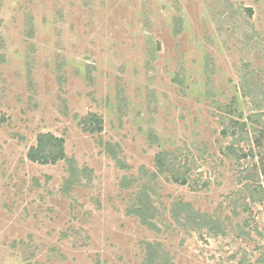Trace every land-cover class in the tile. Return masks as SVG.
<instances>
[{
    "label": "rangeland",
    "instance_id": "obj_1",
    "mask_svg": "<svg viewBox=\"0 0 264 264\" xmlns=\"http://www.w3.org/2000/svg\"><path fill=\"white\" fill-rule=\"evenodd\" d=\"M256 113L264 0H0V264H144L147 244L162 264H264V199L243 187ZM232 121L246 129L224 138ZM39 133L63 138L74 184L64 161L27 159ZM143 184L152 229L127 214ZM181 202L220 230L178 222Z\"/></svg>",
    "mask_w": 264,
    "mask_h": 264
},
{
    "label": "trees",
    "instance_id": "obj_2",
    "mask_svg": "<svg viewBox=\"0 0 264 264\" xmlns=\"http://www.w3.org/2000/svg\"><path fill=\"white\" fill-rule=\"evenodd\" d=\"M247 13L250 16L252 14L251 9H247ZM252 102L256 104L255 110H258L260 108V101L258 99L254 98L252 99ZM261 113L253 114L249 117V119L252 121L253 119L256 120L261 126H263L261 129H255V135L253 139V143L255 146V149H257V153L253 155V151L250 149L249 153L251 157L259 156L260 157V163L259 165H254L249 171L247 172V175H245L244 181L245 184L243 185L244 188L250 189L253 188L252 191H259L258 195L260 198L264 199V185H257L256 182H259L260 176H264V120L263 122L259 121L262 118ZM259 119V120H257ZM233 126H231V133L227 129H224L222 131V135L224 138L227 136H236L237 134V125H240L239 132L243 129H246V123H238V121H232L230 122ZM79 125L81 129L88 134H98L102 131V120L99 116L93 113H88L84 118L79 119ZM254 128V127H253ZM240 135V134H239ZM105 151L107 154L110 155V157L115 161L116 166L124 170L127 167L123 162L119 160L116 153L113 151L112 146L109 144H105L104 146ZM228 150H232L231 147L227 148ZM27 159L32 163H37L40 165H54L59 161H64L68 165V169H70L69 178L65 181V187L69 186L70 184H74V181L72 183V179L75 178L74 175V160L69 159L66 157L64 152V140L63 138H59L54 136L50 133H39L36 136V144L35 146H32L29 148L27 155ZM247 155L243 154L240 158H246ZM239 158V159H240ZM238 160V159H236ZM170 155L167 153H161L158 154L155 157V166L157 168V171H159L160 174H166V179L173 181L174 183H178L181 185H187V179L188 176L186 174L179 173L175 166L171 163ZM150 177L154 180L155 175H150ZM185 177L187 179H185ZM130 180V182H128ZM133 179L125 178L121 181V187H129V184L133 183ZM149 184H143V186L140 189V193L137 196L139 200H142L140 204V209L137 208V206L130 207L127 211L128 215H134L138 219H140L141 223L149 228H153L152 223H150L151 219L154 217L151 210L152 207L150 206V189L148 188ZM258 186L257 188L255 186ZM181 209V215L178 219V222L183 223L184 221H187L190 223V221H197L198 224L196 227H207L209 232L214 234L220 228L218 226H212L211 221H213L211 218L206 217L205 215H200L197 211L191 209L189 204L185 203H178L174 204L173 210ZM146 210V212H151L147 214L146 216H143V213ZM195 227V228H196ZM158 246L157 245H146V258L144 260V264H162V260L160 259V256L158 254Z\"/></svg>",
    "mask_w": 264,
    "mask_h": 264
}]
</instances>
